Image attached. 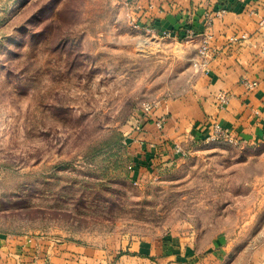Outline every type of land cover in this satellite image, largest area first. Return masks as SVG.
<instances>
[{
  "label": "rangeland",
  "instance_id": "374dc122",
  "mask_svg": "<svg viewBox=\"0 0 264 264\" xmlns=\"http://www.w3.org/2000/svg\"><path fill=\"white\" fill-rule=\"evenodd\" d=\"M139 9L138 0H0V233L114 259L144 239L193 235L196 248L219 245L225 264H243L264 239V141L226 129L232 141L190 144L166 168L133 167L131 132L205 66L202 44L152 34ZM155 122L161 130L164 119Z\"/></svg>",
  "mask_w": 264,
  "mask_h": 264
},
{
  "label": "crops",
  "instance_id": "0c3cea01",
  "mask_svg": "<svg viewBox=\"0 0 264 264\" xmlns=\"http://www.w3.org/2000/svg\"><path fill=\"white\" fill-rule=\"evenodd\" d=\"M138 3L143 9L136 17L149 32L172 30L176 38L197 46L206 40L208 55L191 89L144 118L143 132H131L133 167L144 172L175 164L190 144H199L211 134L213 123L241 140L264 141V0ZM244 79L256 85L249 88ZM223 94L225 101L220 99ZM158 117L164 119L161 130L155 122ZM194 238L170 234L150 243L144 239L134 246L136 253L125 251L114 259L106 250L79 242L0 233V264H225L219 245L208 254L196 248ZM239 263L264 264V239Z\"/></svg>",
  "mask_w": 264,
  "mask_h": 264
},
{
  "label": "built area",
  "instance_id": "2783aa9c",
  "mask_svg": "<svg viewBox=\"0 0 264 264\" xmlns=\"http://www.w3.org/2000/svg\"><path fill=\"white\" fill-rule=\"evenodd\" d=\"M224 10L225 9L222 8L219 11H224ZM200 52L204 56V58H205L204 62L206 63L207 55H208V44H207L206 40H204ZM203 56H202V59H203ZM244 82L247 84V86L249 88H252V87H254L256 85V81H248L247 79H244ZM220 99L222 101H225L226 100V96L223 94V95L220 96ZM159 123H158V125H160ZM210 138H222V139H225V140H228V141H232L233 140V138L231 136H229V133L226 130H224L218 123H213L212 129H211V134H209V136H207V138H205V139L208 140Z\"/></svg>",
  "mask_w": 264,
  "mask_h": 264
}]
</instances>
